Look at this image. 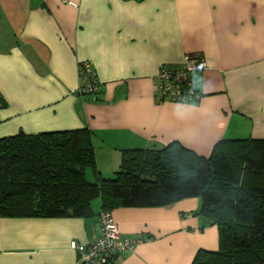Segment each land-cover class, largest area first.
I'll return each instance as SVG.
<instances>
[{
  "label": "crops",
  "instance_id": "obj_1",
  "mask_svg": "<svg viewBox=\"0 0 264 264\" xmlns=\"http://www.w3.org/2000/svg\"><path fill=\"white\" fill-rule=\"evenodd\" d=\"M192 53L210 65L195 72L201 100L157 101L160 67ZM83 61L99 97L78 92ZM77 128L92 131L103 177L126 149L178 141L208 157L220 140L264 138V0H0V138ZM200 205L114 209L121 233L144 240L113 264H193L217 251V225L192 214ZM100 234L98 215L0 217V264H78L75 245Z\"/></svg>",
  "mask_w": 264,
  "mask_h": 264
},
{
  "label": "trees",
  "instance_id": "obj_2",
  "mask_svg": "<svg viewBox=\"0 0 264 264\" xmlns=\"http://www.w3.org/2000/svg\"><path fill=\"white\" fill-rule=\"evenodd\" d=\"M88 168L95 180L88 178ZM246 174L251 179L244 184ZM191 197L201 199L192 214L219 229V249L198 251L193 264H264V138L220 140L208 157L178 141L126 149L113 177L97 169L88 128L0 138V217L99 218L119 207H156ZM95 199L101 201L99 213Z\"/></svg>",
  "mask_w": 264,
  "mask_h": 264
},
{
  "label": "built area",
  "instance_id": "obj_3",
  "mask_svg": "<svg viewBox=\"0 0 264 264\" xmlns=\"http://www.w3.org/2000/svg\"><path fill=\"white\" fill-rule=\"evenodd\" d=\"M206 58L198 53L188 54L179 65H162L156 75L155 96L159 102L172 100L181 103H198L202 95L197 88L196 71L209 68ZM80 86L78 92L97 96L101 82L89 61L79 65ZM101 234L88 244H76L79 264H108L112 256L136 250L142 237L124 236L111 211L99 215Z\"/></svg>",
  "mask_w": 264,
  "mask_h": 264
},
{
  "label": "rangeland",
  "instance_id": "obj_4",
  "mask_svg": "<svg viewBox=\"0 0 264 264\" xmlns=\"http://www.w3.org/2000/svg\"><path fill=\"white\" fill-rule=\"evenodd\" d=\"M1 2H2V1H1ZM244 177H245V181L247 180L246 182H244V184H245V183H246V184H247V183H250V181H249L248 179H251V175H250V174H246Z\"/></svg>",
  "mask_w": 264,
  "mask_h": 264
}]
</instances>
